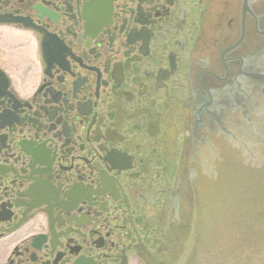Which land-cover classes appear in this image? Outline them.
<instances>
[{"label":"flooded vegetation","instance_id":"af4514ba","mask_svg":"<svg viewBox=\"0 0 264 264\" xmlns=\"http://www.w3.org/2000/svg\"><path fill=\"white\" fill-rule=\"evenodd\" d=\"M263 52L262 0H0V264H179Z\"/></svg>","mask_w":264,"mask_h":264},{"label":"water","instance_id":"95a60500","mask_svg":"<svg viewBox=\"0 0 264 264\" xmlns=\"http://www.w3.org/2000/svg\"><path fill=\"white\" fill-rule=\"evenodd\" d=\"M246 94L196 160L194 227L180 264H264V80Z\"/></svg>","mask_w":264,"mask_h":264}]
</instances>
